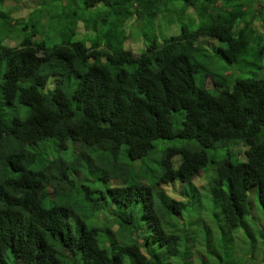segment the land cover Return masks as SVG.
I'll return each instance as SVG.
<instances>
[{
  "label": "trees",
  "instance_id": "1",
  "mask_svg": "<svg viewBox=\"0 0 264 264\" xmlns=\"http://www.w3.org/2000/svg\"><path fill=\"white\" fill-rule=\"evenodd\" d=\"M68 2L38 0L23 17L0 9V264H160L143 240L177 254L188 203L210 264H264V76L230 83L208 54L216 39L227 62L253 46L260 61L264 0H79L65 12ZM36 25L53 35L32 37ZM159 138L173 142L159 149ZM203 168L200 191L191 180ZM175 179L185 199L157 189ZM117 224L138 234L108 251L98 239ZM239 227L246 248L224 237Z\"/></svg>",
  "mask_w": 264,
  "mask_h": 264
},
{
  "label": "rangeland",
  "instance_id": "2",
  "mask_svg": "<svg viewBox=\"0 0 264 264\" xmlns=\"http://www.w3.org/2000/svg\"><path fill=\"white\" fill-rule=\"evenodd\" d=\"M37 1L38 0H4L0 3V9H4L7 8L5 7L6 5H10L9 7H12L16 9L13 10L10 9L12 11V15L13 16H20L23 17L24 15H26L28 13L29 10L32 9V6L37 7ZM68 5L67 7L64 9V11H70L72 9L75 10H80L81 9V3L79 2V0H68ZM15 6V7H14ZM39 7V6H38ZM99 8V4H94L93 6H91L90 10H92V12H97ZM161 13L156 12V14H154L153 16V20L154 26H159L160 29L162 30V33L164 34L165 31V27L167 26V22H165L163 19L160 21V23H155V21L157 19H159ZM170 17V16H169ZM187 17H193L191 11L187 10L185 12V15L183 16L182 19H187ZM89 19V18H86ZM198 22V19H195L194 24H192V26L195 25V23ZM81 25L78 24V28ZM36 32L34 34H32L31 36L34 37H43L44 34L50 35L53 33L50 31L51 29H49L48 27H44L43 33H41V35H38V29L39 27L36 25L35 26ZM30 29H27L24 34H28ZM77 35L81 34V38H90L91 40H94L95 38V32L94 30H84L81 32L80 30H77ZM81 32V33H79ZM21 37V36H20ZM19 37V38H20ZM201 39L203 37H200ZM200 39V40H201ZM6 42V41H5ZM129 43H130V49L133 52H139L138 50L142 47V44L137 41V39L135 37H132L129 39ZM218 44V41L216 39H211V45L210 48L208 47V54H210V64L213 66V71L216 74H226V76L229 78L230 83H231V79L237 78V77H245V76H264V51L262 52V58L260 59V61L258 60V58L256 56H254L253 54V50L257 49L256 46H253V49L248 48L247 52L245 51L239 58L237 61L235 62H227L219 52L217 51H212L211 46L214 45L216 46ZM213 73V72H211ZM195 81L196 83H199V74L195 75ZM204 83L207 87H210L211 90H215V86L213 85V82L211 81L210 76H206ZM182 110V109H181ZM178 114V113H175ZM179 120V117H174L173 119V123H177ZM155 142L160 146L159 149H161L162 146L170 144L173 142V140L168 139V138H159L157 140H155ZM70 144V142H69ZM157 149V151L159 150ZM208 166V165H207ZM206 166V167H207ZM205 167V168H206ZM204 168L202 170H200L191 180V184L192 186H194L196 189H199L200 191L203 190L202 186L205 183V177H204ZM91 180L95 181L92 182ZM89 182L92 183H97L100 185V187L98 188H102L103 186H105V183L97 181L95 179V177H90ZM160 188L157 189H164L165 193L167 196H171V197H175L177 199H185L187 196V193L189 191V188L186 186H182L181 182H179L178 179L175 180H171L169 181L167 184H161L159 185ZM255 188V186H251V190H253ZM161 189V190H162ZM163 191V190H162ZM94 199H95V204L96 203V195H99V192L96 190L93 194ZM99 201H102L100 199L99 196ZM103 203H106L104 201L103 198ZM105 206V205H104ZM193 208V205H189L186 204L185 207L182 209V212H178V214H181V223L180 226L177 228V232L180 235V238L178 240V253L177 254H173V255H166L164 257H162V254L158 252V245L156 244V242H154V240L152 239H144V243L142 245H144V247H146L147 249V254L150 252L151 254H155L156 257H158V259H160V264H210V255L213 253V250L210 251V243H207V238L205 237H201L202 234L197 233V235H195V228L196 225L194 224V220H190L189 218H185L187 221H184V217H190L191 216V210ZM183 213V216H182ZM178 216V215H177ZM88 222L92 225H96L101 223L100 222V215L96 214V213H92L90 212L88 214ZM115 228H118L117 230H115ZM112 230H114L113 236H105L103 238V240L100 239L101 236H99V243L102 246H105L107 248V250L109 251L112 248V243L116 242L118 244L124 243V242H131L134 241L137 237L138 232H129L124 235V236H120V228L119 225L117 224L116 227L111 228ZM239 228L237 229H228V237L224 236L226 241L230 238L233 239V245H237V246H242L243 248L247 247L246 244V239L243 236V232L239 235V233L237 234L236 231L239 230ZM102 232L101 230H99V233ZM227 233V232H226ZM236 235V236H235ZM214 234L211 235V237H213ZM253 236H255V234L253 233ZM222 237V236H221ZM209 240H210V235L208 236ZM195 241L199 244L198 248H193V246L191 245V249H189L186 244L188 242H192ZM260 242V241H259ZM258 242V243H259ZM111 244V245H110ZM256 244V242H255ZM144 247L140 246V248L142 250H145ZM186 247V248H185ZM185 252H192V254H189L187 256H185ZM228 251H223V252H217L218 255H220L222 258H224L226 256ZM4 257L7 261L13 263V259H18L17 257H14L10 250H5L4 252ZM124 264H131L129 262V260L127 259L126 255H124ZM70 260V259H69ZM66 262V261H65ZM69 262V261H68ZM68 262H66L65 264H67Z\"/></svg>",
  "mask_w": 264,
  "mask_h": 264
}]
</instances>
